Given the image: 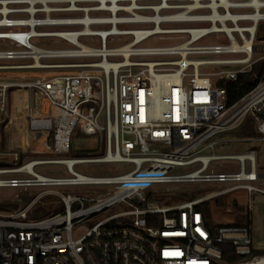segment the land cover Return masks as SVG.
Listing matches in <instances>:
<instances>
[{
    "label": "built area",
    "instance_id": "obj_1",
    "mask_svg": "<svg viewBox=\"0 0 264 264\" xmlns=\"http://www.w3.org/2000/svg\"><path fill=\"white\" fill-rule=\"evenodd\" d=\"M262 21L264 0H0V113L25 90L28 128L46 144L36 151L48 155L18 163L22 149L0 166V187L45 189L0 215V264H264L250 226H213L207 197L168 203L161 191L221 183L245 191L249 210L264 197L255 150L217 151L247 119L264 141ZM249 72L252 87L228 106L222 82ZM75 130L103 146L67 156ZM225 160L237 169L212 168ZM99 163L125 169L81 170ZM49 164L67 174L38 170ZM45 196L59 208L32 218ZM221 244L239 259L223 261Z\"/></svg>",
    "mask_w": 264,
    "mask_h": 264
},
{
    "label": "rangeland",
    "instance_id": "obj_2",
    "mask_svg": "<svg viewBox=\"0 0 264 264\" xmlns=\"http://www.w3.org/2000/svg\"><path fill=\"white\" fill-rule=\"evenodd\" d=\"M264 39V21H262L259 25L257 41ZM150 41V40H149ZM219 41L212 36L211 38L205 39V42H216ZM15 80H21L16 78ZM23 95V96H22ZM13 96V94H12ZM11 96V102L15 99L16 104L14 107L12 104L10 105V109L8 114L16 113L22 118L23 115L26 116L27 129L24 133L23 129L21 135L25 136L28 142L24 145L25 153H19L18 163H23L29 159L34 157L48 156L37 153L36 143L37 141L33 140V134L28 128V114L30 110L27 109L28 103L30 102L31 96L26 93L24 90L23 94L16 92V96ZM20 99L25 100L23 105H19ZM29 101V102H28ZM31 105H29L30 107ZM32 107V106H31ZM41 109L43 111H47V106L44 103L41 105ZM8 120L7 116L3 113H0V166L4 165H12L16 163L14 160V156L12 152L18 151V148L13 147L10 144H5L4 129L6 132L9 131V128L5 125ZM4 128V129H3ZM7 134V133H5ZM21 136V137H23ZM103 137V136H102ZM100 136H98V142H100ZM218 138L224 141L222 144H219L217 147V151L219 152H246L250 149H253L257 152V161H258V169L264 171V141H258L254 138V125H252L251 121L247 119V122L243 123L242 126L230 130L228 132L221 133ZM76 142L73 141V149L67 154V156H71L74 154H78ZM90 146L89 149L95 152L98 151V147ZM77 151V152H76ZM101 150L97 154L102 153ZM96 154V153H91ZM118 163H99V164H90L87 166H83L81 169L83 172L90 174H99V175H111L118 171L124 170V165L120 166ZM218 162H214L212 164V168L216 171H233L237 169V163L233 160H225L222 162V165L219 167ZM126 167V166H125ZM40 172H44L47 174H54L57 176H63L67 174L65 167L59 164H49L45 166H41L38 168ZM230 185H224L221 183H195V184H172L168 186H164L161 188L163 193L167 192L170 194L174 193H193L198 197H207L205 200L209 202V207L211 210V220L216 223H227L234 222L239 219L243 220V216L248 214L251 217V228L253 235V247L256 249H264V197H255L252 202L251 210L247 209V193L243 190H231L227 189ZM96 189V188H94ZM45 189L41 187L28 188L27 190H20L17 187H0V215H9L14 212L18 207H23L27 203H29L31 196L35 197L42 193ZM220 190H224L225 192L219 195L214 194ZM60 191H78L74 188H60ZM19 194V197H15V194ZM173 198V196H172ZM181 201V200H180ZM177 201V202H180ZM168 203H174V200L167 201Z\"/></svg>",
    "mask_w": 264,
    "mask_h": 264
},
{
    "label": "trees",
    "instance_id": "obj_3",
    "mask_svg": "<svg viewBox=\"0 0 264 264\" xmlns=\"http://www.w3.org/2000/svg\"><path fill=\"white\" fill-rule=\"evenodd\" d=\"M251 79H252V74L249 72V73L240 74L235 81L222 82V85H224L227 90L228 106H232L235 102H237L240 99L241 95L244 92L248 91L252 87ZM78 135H79L78 130H75L73 132V140H75V138H77ZM172 196H173L172 200L177 202L180 200L183 201L186 199L193 198L195 195L193 193H174ZM59 206L60 205L58 198L45 196L38 201L36 207L32 210L30 216L32 218L45 217L47 215H50L52 212L56 211L59 208ZM202 208L204 209L208 223L213 226H220V225L250 226L251 217L248 214L242 217L243 220L239 219L234 222L216 223L211 220V210L208 201H204L202 203ZM220 247L223 250V261L227 263H233L239 259L238 256L235 254L231 245L221 244ZM253 253H264V250L253 249Z\"/></svg>",
    "mask_w": 264,
    "mask_h": 264
},
{
    "label": "crops",
    "instance_id": "obj_4",
    "mask_svg": "<svg viewBox=\"0 0 264 264\" xmlns=\"http://www.w3.org/2000/svg\"><path fill=\"white\" fill-rule=\"evenodd\" d=\"M12 94H13V96L11 95L12 97L16 96V93H12ZM24 102H25V100L20 99L19 105H23ZM11 104L14 107V105L16 104V100L14 99L11 102ZM6 116H7L8 120H5L7 122V124L5 126L9 128V131L6 132V130L3 128L4 129L3 130L4 136L7 138V139H5V144L6 143L10 144L15 148L19 147L20 150L24 149V145L28 141H26L27 140L26 138L24 139L25 136L21 135V132L23 129V131L25 133L26 129H27L26 116L23 115L22 118H20V116L16 115V113H13V111H12V113H10ZM5 133H7V134H5ZM21 136H23V137H21ZM99 136L101 137L100 142H98V136L84 137L81 134H79L77 136V138H75V140H74V142H76L75 147L77 148V151H79V153L93 152V151H91V149H89L90 146H93L92 148L97 146L98 149H101L100 147L103 146V137L101 135H99ZM33 140H34V138H33ZM44 140H45L44 137H40L38 139V141L36 143L37 149H39V150H45L46 149V144H45ZM72 149H73V147H72ZM260 171L264 173L263 170H260ZM246 201H248V197H247ZM251 223H252V221H251ZM251 223H250V227H251ZM251 233H252V228H251ZM252 238H253V235H252ZM254 249H256V248H254ZM257 250H259V249H257Z\"/></svg>",
    "mask_w": 264,
    "mask_h": 264
},
{
    "label": "bare ground",
    "instance_id": "obj_5",
    "mask_svg": "<svg viewBox=\"0 0 264 264\" xmlns=\"http://www.w3.org/2000/svg\"><path fill=\"white\" fill-rule=\"evenodd\" d=\"M16 92H19V93H22V94H23L24 90H16L15 93H16ZM22 96H23V95H22Z\"/></svg>",
    "mask_w": 264,
    "mask_h": 264
}]
</instances>
